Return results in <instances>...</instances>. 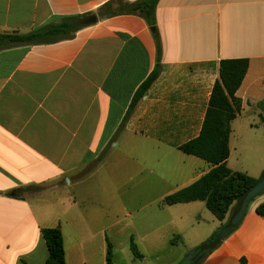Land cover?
<instances>
[{
	"label": "crops",
	"instance_id": "1",
	"mask_svg": "<svg viewBox=\"0 0 264 264\" xmlns=\"http://www.w3.org/2000/svg\"><path fill=\"white\" fill-rule=\"evenodd\" d=\"M109 1L0 0V34L67 17L89 24L69 40L0 51V264H45L48 228L61 231L66 264H108V244L118 264L112 253L126 227L142 259L136 243L185 244L188 235L192 251L223 222L212 215L219 224L199 231L203 202L162 200L212 168L179 148L199 136L221 60L248 61L228 169L240 172L231 162L249 142L239 141L242 124L253 127L257 115L264 125V0H158L161 70L127 116L156 43L136 16L98 20ZM262 171L259 158L256 172L240 173ZM262 204L264 193L201 264H264Z\"/></svg>",
	"mask_w": 264,
	"mask_h": 264
},
{
	"label": "trees",
	"instance_id": "2",
	"mask_svg": "<svg viewBox=\"0 0 264 264\" xmlns=\"http://www.w3.org/2000/svg\"><path fill=\"white\" fill-rule=\"evenodd\" d=\"M157 2L158 0H137L134 2L111 0L98 11V20L130 15L142 19L150 29L153 28L151 32L156 43V64L149 77L133 97L126 116L131 113L139 98L158 78L161 70L160 45L155 29ZM86 18L87 16L63 18L57 24L45 26L26 34H0V51L18 46L30 47L72 39L78 30L89 25L86 23ZM247 69V59L220 61L218 79L213 85L199 136L179 148L183 153L210 164L212 168L192 185L165 197L162 200V205L172 206L200 201L205 204L207 210L218 221L224 222L226 216L232 212V207L237 199L255 185L256 179L244 173L231 171L226 166V160L229 156L230 123L240 114L241 110V101L235 94L244 79ZM262 193L264 191L256 197ZM257 213L264 217V204L257 208ZM223 225L224 223L208 240L191 251L197 257L186 264L202 263L211 250L200 251V248L212 240ZM235 228L226 232L224 238L231 234ZM41 235L48 251L45 264H66L61 231L58 228H48L41 230ZM170 244L175 245L176 241L173 239ZM129 249L134 259L141 258L132 240L129 242ZM107 262L111 264V244H108Z\"/></svg>",
	"mask_w": 264,
	"mask_h": 264
},
{
	"label": "rangeland",
	"instance_id": "3",
	"mask_svg": "<svg viewBox=\"0 0 264 264\" xmlns=\"http://www.w3.org/2000/svg\"><path fill=\"white\" fill-rule=\"evenodd\" d=\"M251 119L255 120V125L251 127V124L248 122V117H246V121L248 123H243L242 127L239 129V141L240 140H248L249 142L246 144V150L244 151V157L242 156L236 161L232 160V167L240 172H247V174H253L254 170L258 169V160L259 158H264V125L260 123V119L257 115H251ZM262 173V172H261ZM260 173V175H261ZM256 174V173H255ZM259 175V176H260ZM256 177L254 179H258ZM202 207L203 215L201 216V224L196 229L204 230L210 228L211 221H215V223L219 224L212 214L206 209L204 204H200ZM129 213L133 217V211L129 210ZM229 214L226 216V219L223 223L227 221ZM197 221V219H196ZM126 222L130 223V219H126ZM223 223H220L221 225ZM195 225H197L195 223ZM220 225V226H221ZM130 227H126V230L123 229L119 240L115 242L117 248L113 250L116 257L115 262L118 264H182L187 260L191 251H189L188 246L194 242L193 237H188L186 235L187 241L185 244L183 242H176L175 246L170 245V243H136L139 249V252L144 255V259L137 258L134 259L131 251L129 250L128 243L125 241L127 238ZM203 244V243H202ZM201 245V244H200ZM198 245V246H200Z\"/></svg>",
	"mask_w": 264,
	"mask_h": 264
},
{
	"label": "water",
	"instance_id": "4",
	"mask_svg": "<svg viewBox=\"0 0 264 264\" xmlns=\"http://www.w3.org/2000/svg\"><path fill=\"white\" fill-rule=\"evenodd\" d=\"M150 30L153 31V28H151ZM262 191H264V171H262L255 185L251 189L245 191L237 199L230 216L228 217L227 221L224 223V225L220 229L219 233L212 240L204 244L200 248V251L213 250L214 248H216L224 239L226 232H228L232 228H235L239 224V222L242 220L246 207L251 202V200L254 197H256L258 194H260ZM196 257H197L196 254L194 255L193 253H191L189 254L187 260L184 261V263L185 264L189 263L190 261L194 260Z\"/></svg>",
	"mask_w": 264,
	"mask_h": 264
}]
</instances>
